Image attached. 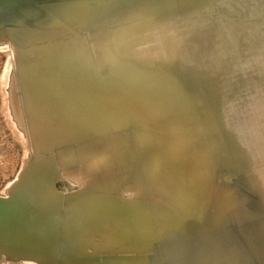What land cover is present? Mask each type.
I'll return each mask as SVG.
<instances>
[{
  "label": "water",
  "instance_id": "obj_1",
  "mask_svg": "<svg viewBox=\"0 0 264 264\" xmlns=\"http://www.w3.org/2000/svg\"><path fill=\"white\" fill-rule=\"evenodd\" d=\"M262 5L0 0L30 150L0 263L264 264Z\"/></svg>",
  "mask_w": 264,
  "mask_h": 264
},
{
  "label": "rangeland",
  "instance_id": "obj_2",
  "mask_svg": "<svg viewBox=\"0 0 264 264\" xmlns=\"http://www.w3.org/2000/svg\"><path fill=\"white\" fill-rule=\"evenodd\" d=\"M0 48V196L5 197L9 185L17 178L30 150L24 134L18 129L9 105L8 88L12 73V52ZM9 116V117H8ZM58 190L71 192L76 189L68 183L57 184ZM0 264H28L6 263Z\"/></svg>",
  "mask_w": 264,
  "mask_h": 264
},
{
  "label": "bare ground",
  "instance_id": "obj_3",
  "mask_svg": "<svg viewBox=\"0 0 264 264\" xmlns=\"http://www.w3.org/2000/svg\"><path fill=\"white\" fill-rule=\"evenodd\" d=\"M253 9H256L255 13H250L252 16L246 20H243L244 23H249V24H255L258 29H260V45H258L257 50L258 52L262 53V59H264V5L253 7ZM253 17L255 19H253ZM9 50V49H8ZM9 117V116H8Z\"/></svg>",
  "mask_w": 264,
  "mask_h": 264
}]
</instances>
